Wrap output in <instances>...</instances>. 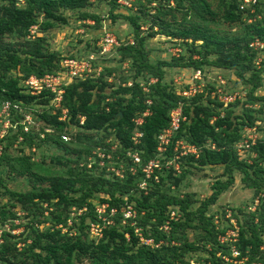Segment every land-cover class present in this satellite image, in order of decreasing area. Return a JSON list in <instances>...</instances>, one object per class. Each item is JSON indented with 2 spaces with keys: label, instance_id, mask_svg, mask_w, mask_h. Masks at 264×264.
I'll return each instance as SVG.
<instances>
[{
  "label": "trees",
  "instance_id": "obj_1",
  "mask_svg": "<svg viewBox=\"0 0 264 264\" xmlns=\"http://www.w3.org/2000/svg\"><path fill=\"white\" fill-rule=\"evenodd\" d=\"M118 1L107 0L109 16L112 21L124 19L132 32L131 41L114 45L115 63H125V72L131 75L117 82L119 66L90 61L91 73L64 87L61 108L50 106V110L38 114L33 111L32 116L42 123L38 132L25 134L19 123L14 132L10 127L3 138L0 197L6 200L0 204V227L18 219L15 208L24 214L27 223H21L25 229L18 236L5 229L0 231V264H188V255L201 249L207 253L203 264H224L215 254L220 251L228 255L230 245L248 264H264L262 199L247 219L237 217L233 242L219 243L218 235H224L229 223L223 220L225 213L209 211L233 184L234 173L242 176L246 188L255 194L264 193V137L259 135L264 132V96L254 95L264 77V0L245 9H240L241 0H133L135 11L129 15L114 14ZM90 3L0 0V100L21 104L25 112L29 106H49V93L23 94L12 71L25 79L58 70L63 56L47 48L45 35L68 25L67 11L76 12L80 21L92 20L98 28V17L84 11ZM32 27L40 35L30 39ZM157 35L178 47L177 56L169 61L149 58L147 42ZM254 42L262 47L250 46ZM165 68L202 75L207 70H227L249 91L247 96L224 103L222 96L236 92L208 84L186 97L181 92L187 86L176 90L165 82ZM193 83L201 84L200 80ZM257 103L258 107L253 108ZM176 107H180L184 120L169 140L166 156L172 158L176 142L196 149V153L178 159L179 172L171 166L155 171L158 182L149 180L145 192L138 187L143 178L140 168L134 176L126 169L121 179L108 170L119 164L126 168L130 163L127 153L138 154L142 163L153 158L158 135L168 127L170 112ZM61 109L66 110L64 119H60ZM13 118L21 120L14 111ZM137 118L142 119L139 125L135 123ZM247 129H253L252 141L247 139ZM137 132L141 136L134 137ZM65 134L68 141L61 139ZM20 135L21 151L23 144L53 148L49 160L56 169L44 168L42 159L40 165H35L29 154L8 152ZM241 142L248 144L243 158L237 153ZM96 151L104 157L99 158ZM219 168L222 172L212 180L211 193L204 199L180 190L194 170ZM3 176L23 177L30 186L24 191L12 190ZM96 203L106 205L103 213L97 212ZM128 206L134 215L125 218L122 209ZM174 206L180 212L179 218L170 220V229L164 232L160 227L171 218L170 208ZM214 215L220 224L224 222L219 230ZM123 221L125 224H121ZM44 224L48 226L40 230ZM91 225L101 226V237L91 238ZM15 227L12 225L11 230ZM137 229L144 239L152 241L151 245L139 244ZM189 232L194 236L191 242ZM19 243L22 246L18 247Z\"/></svg>",
  "mask_w": 264,
  "mask_h": 264
},
{
  "label": "rangeland",
  "instance_id": "obj_2",
  "mask_svg": "<svg viewBox=\"0 0 264 264\" xmlns=\"http://www.w3.org/2000/svg\"><path fill=\"white\" fill-rule=\"evenodd\" d=\"M133 0H120L118 1V7L115 9L114 14H121V15H129L132 12L135 11L134 6H132ZM85 12L91 13L93 15H96L98 17L99 21V27H95V23L92 20L87 21H80L77 18L76 12H69L67 11L65 15L68 18V25L53 29L52 31L46 33V42L47 48L52 52H58L63 56V59L59 62V67L64 64L65 59H70V55H73L77 57L76 60L81 61L82 65L78 68L79 70H85V73L82 74L80 77H85L86 74L89 72L88 67L86 63L90 64V61H96L98 64H104V66L109 65H116L119 66V69H117V72L115 74V78L120 80L123 76H130L131 73H126L125 71L128 69L127 65L125 63L121 65H117L115 63V60L117 59L115 46L109 47V46H103L102 45V37L104 35H108L109 38L114 37L117 41V46L120 43H123L125 41H131V32L132 28L130 25L124 21V19H116L115 21H112L109 16V6L107 4V0H91L90 5L88 8L84 10ZM84 26V27H83ZM142 30H145V27H143ZM40 35L38 32H36V29L32 27L30 29V33L28 35V38L32 39L34 35ZM43 35V34H42ZM147 47L149 49V58L152 61H169L171 57L177 56L178 54V47L172 43L169 39L163 37V36H155L154 38H151L147 42ZM259 48V46L255 47ZM104 49V50H103ZM263 54V53H262ZM261 54V56H262ZM260 55V54H259ZM260 58V56H258ZM258 58V59H259ZM256 59V61H259ZM261 59V58H260ZM89 60V63H88ZM256 65V64H255ZM91 67V64H90ZM89 67V70H90ZM256 67H258L256 65ZM100 70V67L96 69V73H98ZM165 82L171 86L172 88L176 90H180L181 88H184L187 86V88L190 85H193V87H196V90H200L202 85H216L218 86H224L226 92H236V96L238 98H242L244 96H247L248 93V87L242 86L239 84L237 79L234 77V75L227 70H207L205 75L200 74L199 79H195L194 75L195 73L191 71H185L177 68H165ZM92 71V70H91ZM90 71V73H91ZM14 74L13 76L18 77V83L19 86L22 80V75L17 71H12ZM89 74V73H88ZM87 74V75H88ZM95 75V74H94ZM31 76V75H30ZM29 77V76H28ZM26 77V78H28ZM22 78V79H21ZM25 78V79H26ZM76 80V79H75ZM195 80H200L201 84L195 85L193 82ZM222 80V83L220 82ZM192 81V83H190ZM73 82V81H71ZM154 82V81H153ZM190 83V84H189ZM22 88V87H21ZM147 91V87H143ZM185 90V89H182ZM23 93V88L22 91ZM24 94V93H23ZM255 96H264V77L262 80V86L254 91ZM52 103V99L49 101V106H29L27 113L30 114L31 118H29V125L22 126V131H26V129L29 132H38L39 128L41 127L42 123L37 118L32 116L33 111L35 113H40L42 110H50V106ZM54 104H56L55 101H53ZM258 103L256 105H253V108H257ZM33 114V115H34ZM28 120V119H27ZM17 124H19V121H15L13 118L12 128L13 132L15 129H17ZM260 124V123H259ZM262 129L264 130V122L261 123ZM73 132L75 128H70ZM49 129H45V132H49ZM253 129L251 130V132ZM41 134V133H40ZM249 137H254V134H248ZM260 137H264V132H259ZM40 136H43L42 134ZM19 137V136H18ZM67 140L63 141H68ZM23 143V139L21 140V143ZM244 142H241L237 145V153L241 156V158L246 157L247 153L245 154V149H247L248 146H245L243 148H240V145ZM20 144H13V147L11 149H8V152L14 153L16 155H31L32 161L35 163V165H40L39 161H43L46 165H44V168L49 169V171H52L55 166L50 165V156L55 150L53 148H47L44 146H41L40 148L36 147H27L25 144L22 145V151L18 147ZM1 146L2 151L4 150V141L1 140ZM3 153V152H2ZM57 154H60V152H56ZM1 157V155H0ZM115 168V167H114ZM108 169H112V167H108ZM119 167L115 169V171L119 172ZM108 171V170H107ZM180 169L178 168V172ZM222 170L214 169V170H208V169H202L200 171L194 170L192 175H189L181 186V191H189L194 192L196 194V197L199 200L204 199L207 197L210 192V184L212 180L221 174ZM47 174V173H45ZM235 180L233 184L228 188L227 191L222 193L218 199L216 200L215 204L210 207V213H214L216 211H220L225 213L223 214V220H228V227L224 233V235L219 234L217 240L219 243H225L227 241L233 242L236 239V220L237 217L241 218V220L247 219L248 216H250L251 213H253L256 208H258V205L263 200L262 204H264V193L258 192L255 194L254 190L248 189L245 187L244 183L241 180V175L238 173H234ZM4 182L7 183V187L12 190L17 191H24L27 190L30 186V184L26 181L23 177H14L10 176L7 178L6 176H3ZM262 199V200H261ZM5 198L0 197V204H3L5 202ZM96 208L100 207L101 205L96 203ZM171 216L174 214V216L170 219L165 220V222L161 225L160 229L164 232H168L170 229L169 221L173 220L176 221L179 218L180 212L178 211L177 207H171ZM14 211L17 212L18 219L12 221V222H6L4 224V227H0V231L5 229L8 230L12 235L18 236L23 230L25 229V225H21V223L26 224L27 219L24 218V214L18 209L15 208ZM264 212V209H263ZM127 215V214H126ZM170 216V215H169ZM258 218H255L254 221L257 222ZM213 222L215 224H219L217 229L219 230L220 227L225 226L224 222L220 224V222L217 219V216L214 215ZM134 223V222H133ZM121 224H125V222H121ZM16 226L14 229L11 230V226ZM48 224L41 225L39 227L40 230L47 227ZM65 232V230H62ZM100 233L93 232L90 234L91 238H99L98 235ZM135 235L138 236L139 244L143 245H151L152 241L149 239H144L142 234L140 233V230H135ZM97 236V237H96ZM262 239H263V245L261 246V249L264 250V233H262ZM187 237L189 241H193L194 236L192 232H189L187 234ZM29 242V241H28ZM162 242L160 241L158 245H160ZM18 247L22 246L21 243L17 245ZM228 246V245H227ZM206 250H209L208 245L205 246ZM229 250L228 255H221L220 251L216 252V257H221L224 264H248L247 259H241L236 256L234 252H232L233 248L228 246L227 251ZM232 253V255H231ZM188 264H203L204 260L207 257V253L204 252L202 249L199 251H195L194 253H191L188 255ZM236 257V258H235ZM209 264V263H206Z\"/></svg>",
  "mask_w": 264,
  "mask_h": 264
},
{
  "label": "built area",
  "instance_id": "obj_3",
  "mask_svg": "<svg viewBox=\"0 0 264 264\" xmlns=\"http://www.w3.org/2000/svg\"><path fill=\"white\" fill-rule=\"evenodd\" d=\"M258 1L259 0H241L240 9L250 8L251 6L256 5ZM117 44H118L117 40L114 37L109 38V36L107 34L102 37V45L103 46L112 47V46L117 45ZM250 46L262 47V44L260 42H254V43L250 44ZM258 60L259 61L255 62L256 65H258L260 62V59H258ZM88 63H89V60H88ZM81 65H82L81 61H78L74 58L73 59L72 58L65 59L64 64L62 66H60L58 68V70H56L54 73H48V74H45L41 77L31 75L28 78L22 80L21 81L22 84H20V86L23 88V93L25 95L37 96L43 92L49 93L52 96L51 97V99H52L51 107L53 109L61 108V100H62V95L64 92V87L67 86L68 84H70L71 81H73L75 79L83 78L80 76L85 73V70H79L78 69ZM86 65L88 67V71H89L88 73H90V71H91L90 64L88 66V64L86 63ZM89 67H90V70H89ZM87 74H86V76H87ZM199 75H200L199 72H196L194 75V78L199 79ZM151 82H153V81L151 80ZM128 85H129V83H128ZM143 90H145V89L143 88ZM196 91H197L196 87H193V85H190L187 89L182 90L181 93L183 96L187 97V96L193 95ZM235 97H237L236 93L232 94L231 96L230 95L229 96L224 95L221 97V100L224 103H227V102L233 101ZM53 101H55L56 104H54ZM147 103H149V101ZM20 105L21 104L11 102L10 100H0V155L3 152L2 146H1V140L7 134L8 129L10 127H12V121H13L12 111L16 112L17 115L20 116L21 120L19 123L21 126L29 125L28 122H29V118H31V116L29 113L25 112V110L22 109V107ZM61 114L62 115H61L60 119H64L65 114H66V110L61 109ZM144 115H146V113ZM183 120H184V118L181 115L180 107H176L175 109H173L170 112L169 125L167 128L163 129L162 132L158 135V146L156 148V154L153 158H150L146 162L142 163L141 158L138 154L127 153L126 155L129 157L130 163L126 168L122 164H119L118 165L119 172L115 171V169H117V168H114V167H112L111 170L110 169H108V170L113 171L115 173V175L121 179V178H123V176H124L123 173L125 172L126 169L130 173V175L134 176L136 174L137 168H140V171L143 174V178L139 182L138 187L141 191H145V192H147V190H148L147 182L149 180H152L153 182H158V176L155 175V171L160 172V170L162 168L167 169L171 166L174 171L178 172V168H179L178 167V159L180 157L186 155L187 153H196V149L194 147L189 146V145L182 143V142H176V145L174 146V148L172 150L173 151L172 158H167V156H166L169 140L171 139V137H173L175 132L178 130L179 125H180L181 121H183ZM141 121H142L141 118L135 119L136 125H139L141 123ZM80 123H82V119H81ZM251 130L247 129L248 134H250ZM24 133L28 134L29 131L26 129V131H24ZM139 136H141V134L138 132L135 133V135H134V137H139ZM40 137L42 138L43 136H40ZM254 138H255V136L252 138V137H249V135L247 137V139H250L251 141ZM22 139H23V137L20 135L17 138L15 144H20ZM61 139L67 140L68 135H66V134L62 135ZM242 145L244 147L248 146V144L246 142L241 144L240 147ZM96 154L99 158L104 157V155L98 151H96ZM107 158H109V157H107ZM163 160H165L164 163H163ZM99 164L102 165L103 162L100 161ZM105 207H106V205H101L96 210L98 213H103ZM80 212H81V210L77 214H80ZM122 212H123V216L125 218L132 217L134 215L133 212L131 211L130 206L126 207V209L125 208L122 209ZM114 213H115V209H112L110 211V214L113 215ZM171 213H173V212H171ZM171 213H170V217L172 218L174 216V214H172V216H171ZM74 215H75V213L73 211L71 213V216H74ZM101 219L103 222H105V220H106L105 218H101ZM107 224H111V222H107ZM93 232H96L97 234L100 233L98 235V237H101V226L91 225L90 234H92ZM232 248H233L232 252H234L236 254V256L239 258V252L237 250H235L234 247H232ZM231 255H232V253H231ZM241 259L246 260L245 257H242V258L240 257L239 260H241Z\"/></svg>",
  "mask_w": 264,
  "mask_h": 264
}]
</instances>
